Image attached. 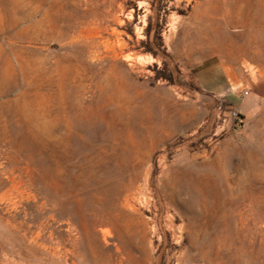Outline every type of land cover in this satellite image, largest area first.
Returning a JSON list of instances; mask_svg holds the SVG:
<instances>
[{"label":"rangeland","instance_id":"rangeland-1","mask_svg":"<svg viewBox=\"0 0 264 264\" xmlns=\"http://www.w3.org/2000/svg\"><path fill=\"white\" fill-rule=\"evenodd\" d=\"M182 257L264 264V0H0V264Z\"/></svg>","mask_w":264,"mask_h":264},{"label":"bare ground","instance_id":"bare-ground-1","mask_svg":"<svg viewBox=\"0 0 264 264\" xmlns=\"http://www.w3.org/2000/svg\"><path fill=\"white\" fill-rule=\"evenodd\" d=\"M200 19H198V21H199ZM200 24V23H199ZM203 24V23H202ZM205 24V23H204ZM196 25H197V23H196ZM200 27V26H199ZM73 35V34H72ZM204 39H205V41H206V43L208 44V46H210V45H212V44H215L214 42H213V38H211V37H209V36H204L203 37ZM202 38V39H203ZM94 45V44H93ZM205 45V44H204ZM207 46V45H206ZM183 255V254H182ZM181 255V256H182ZM197 258H191V260H196ZM210 263V262H209ZM179 264H188V261H187V259H185L184 257H182L180 260H179ZM192 264H196V263H192Z\"/></svg>","mask_w":264,"mask_h":264}]
</instances>
